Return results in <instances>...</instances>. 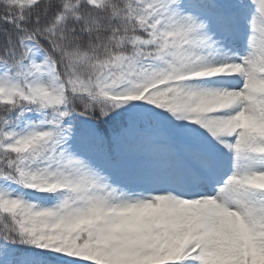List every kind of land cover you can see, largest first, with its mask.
<instances>
[{"label":"snow or ice","instance_id":"snow-or-ice-1","mask_svg":"<svg viewBox=\"0 0 264 264\" xmlns=\"http://www.w3.org/2000/svg\"><path fill=\"white\" fill-rule=\"evenodd\" d=\"M0 264H264V0H0Z\"/></svg>","mask_w":264,"mask_h":264}]
</instances>
